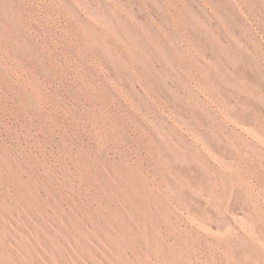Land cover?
<instances>
[{"label": "rangeland", "instance_id": "rangeland-1", "mask_svg": "<svg viewBox=\"0 0 264 264\" xmlns=\"http://www.w3.org/2000/svg\"><path fill=\"white\" fill-rule=\"evenodd\" d=\"M0 264H264V0H0Z\"/></svg>", "mask_w": 264, "mask_h": 264}]
</instances>
